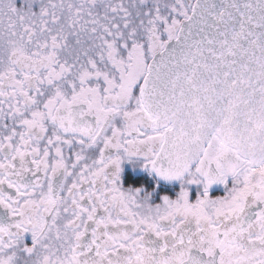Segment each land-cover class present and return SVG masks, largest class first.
Segmentation results:
<instances>
[{"label": "snow or ice", "instance_id": "obj_1", "mask_svg": "<svg viewBox=\"0 0 264 264\" xmlns=\"http://www.w3.org/2000/svg\"><path fill=\"white\" fill-rule=\"evenodd\" d=\"M0 264H264V0H0Z\"/></svg>", "mask_w": 264, "mask_h": 264}]
</instances>
